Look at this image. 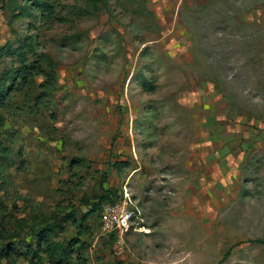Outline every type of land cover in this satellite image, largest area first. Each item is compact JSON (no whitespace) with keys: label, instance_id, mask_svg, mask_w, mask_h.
I'll return each instance as SVG.
<instances>
[{"label":"rangeland","instance_id":"rangeland-1","mask_svg":"<svg viewBox=\"0 0 264 264\" xmlns=\"http://www.w3.org/2000/svg\"><path fill=\"white\" fill-rule=\"evenodd\" d=\"M16 2L0 0V84L16 76L0 252L39 250L56 223L38 264H264V149L239 161L264 131V0H60L52 17ZM127 194L118 257L101 214Z\"/></svg>","mask_w":264,"mask_h":264},{"label":"trees","instance_id":"trees-1","mask_svg":"<svg viewBox=\"0 0 264 264\" xmlns=\"http://www.w3.org/2000/svg\"><path fill=\"white\" fill-rule=\"evenodd\" d=\"M60 0H24V4L20 5L19 2H16L15 10H19V13L17 14L18 17H25V16H32L33 11H39L44 16L46 14L47 17L53 16L56 12V8L59 6ZM8 50L13 54H19L21 59L23 61H26L27 57L25 53H21V50H13L11 48H8ZM16 80V76H7L3 79V81L0 84V107L4 105V102H6L10 96L11 92L14 90V87L7 86L9 82L12 83V85H16L14 82ZM58 228H60L59 224L54 223L53 225H49L46 228L42 229L40 231V242L38 245V249L36 250L32 245H28L25 251L16 250L14 246L7 245L6 249L0 252V264L3 260H6L8 264H13L11 261V255L15 254L17 259H26L28 261V264H38L36 262L37 252L40 251L41 246L45 238L48 237L50 234H53ZM47 241V240H46ZM260 243L264 244L263 240H258ZM79 242L78 240H73L69 243L70 246H73L75 243ZM61 251H65V247L61 244H51L50 242L47 244L46 249H44L45 253H51L52 255L59 254L61 256L62 253H59ZM32 255V258L29 259V256ZM223 258V261L226 259ZM67 258H61L59 261H57L55 264H63L66 263Z\"/></svg>","mask_w":264,"mask_h":264},{"label":"built area","instance_id":"built-area-1","mask_svg":"<svg viewBox=\"0 0 264 264\" xmlns=\"http://www.w3.org/2000/svg\"><path fill=\"white\" fill-rule=\"evenodd\" d=\"M139 209L134 206L132 198L127 194L115 203L104 205L101 214L102 230L106 234L115 233L118 235V242L115 244L114 253L118 257L124 255L123 237L132 227V222L137 218Z\"/></svg>","mask_w":264,"mask_h":264},{"label":"crops","instance_id":"crops-1","mask_svg":"<svg viewBox=\"0 0 264 264\" xmlns=\"http://www.w3.org/2000/svg\"><path fill=\"white\" fill-rule=\"evenodd\" d=\"M263 116H264V114H263ZM258 122H260V121H258ZM257 126L264 128V123H262V124L258 123ZM248 144L250 146L257 147L259 149L262 148V150H263L264 149V131H263V133L262 132H257V139H251L250 142H248L247 140L239 141V161H241V158L244 157L245 150H246V147L248 146ZM239 166H240V162H239ZM241 167H242V165H241Z\"/></svg>","mask_w":264,"mask_h":264}]
</instances>
